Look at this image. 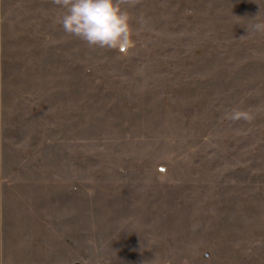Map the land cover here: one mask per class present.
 I'll use <instances>...</instances> for the list:
<instances>
[{
  "label": "rangeland",
  "instance_id": "rangeland-1",
  "mask_svg": "<svg viewBox=\"0 0 264 264\" xmlns=\"http://www.w3.org/2000/svg\"><path fill=\"white\" fill-rule=\"evenodd\" d=\"M127 11L121 55L0 0V264H264V0Z\"/></svg>",
  "mask_w": 264,
  "mask_h": 264
},
{
  "label": "clouds",
  "instance_id": "clouds-1",
  "mask_svg": "<svg viewBox=\"0 0 264 264\" xmlns=\"http://www.w3.org/2000/svg\"><path fill=\"white\" fill-rule=\"evenodd\" d=\"M138 2L139 0H53L55 5L63 9L59 23L66 34L84 41L89 47L116 50L121 55L128 54L133 46L132 18L127 8ZM250 30L264 33V23H255ZM225 119L251 122L253 116L246 110L233 109L226 113Z\"/></svg>",
  "mask_w": 264,
  "mask_h": 264
}]
</instances>
